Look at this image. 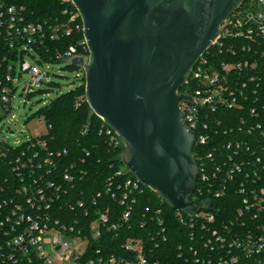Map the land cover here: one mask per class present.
<instances>
[{
    "label": "built area",
    "instance_id": "obj_1",
    "mask_svg": "<svg viewBox=\"0 0 264 264\" xmlns=\"http://www.w3.org/2000/svg\"><path fill=\"white\" fill-rule=\"evenodd\" d=\"M58 1L73 4L72 0ZM73 21L71 16L70 22ZM62 32L70 34L59 24L47 27L45 23L31 22L22 8L10 0H0V122L14 118L12 101L19 71L28 75V84L23 88L27 96L36 93L33 85L45 84L46 63L69 62L74 67L71 60L82 58L83 65L77 68L85 75L84 65L90 59L85 39L77 47L69 46L63 53L58 51L49 60L47 54L43 55L47 52L46 42L57 41ZM239 41L247 45L238 46ZM259 42L264 43V0H250L247 9H236L223 20L217 36L190 68L183 84L189 92H177L189 96L195 104L183 100L179 109L183 125L194 137L192 159L198 169V195L237 200L228 222H224L222 214L215 216L222 208L208 202L202 205L208 211L192 216L189 225L198 231L200 247L190 249L183 264H264V55L252 46ZM33 51L40 60L31 55ZM239 55L244 57L238 59ZM27 56L33 59V64L25 60ZM228 110L245 111L247 117H239L236 125L231 123L230 127L217 117ZM35 118L45 126V133L17 144L19 150L0 139V157L7 160L20 181L25 173L33 174V163L36 169L44 171L43 184L31 192L32 196L21 202L4 200L0 204L1 262L157 264L145 256L141 241L128 240L118 247L119 251L111 250L105 238L117 226L106 213L97 214L89 222L74 218L72 224L54 217L57 209L54 202L59 201L60 208L67 204L62 198L67 193L65 186L73 180V166L59 168L58 160L65 157L66 151H48L43 139L48 127L41 116ZM103 123L100 133L109 146L118 147L122 139ZM7 130L10 131L9 127ZM129 186L127 182L125 189ZM132 186L137 189L136 184ZM26 188L23 186L21 192L25 194ZM126 193L122 194L120 205L127 199ZM188 198L186 201L190 202ZM77 205L82 209L81 202ZM194 210L195 207L177 212ZM129 214L130 207L118 218L120 223H126ZM178 220L185 223L182 216ZM157 222L163 223L160 219ZM205 229L207 233H202ZM206 234L209 236L205 237ZM190 236L196 237L193 232Z\"/></svg>",
    "mask_w": 264,
    "mask_h": 264
},
{
    "label": "water",
    "instance_id": "obj_2",
    "mask_svg": "<svg viewBox=\"0 0 264 264\" xmlns=\"http://www.w3.org/2000/svg\"><path fill=\"white\" fill-rule=\"evenodd\" d=\"M72 1L90 52L89 107L128 147L125 166L139 183L174 211L194 209L186 201L198 177L194 137L179 109L191 98L177 92L220 24L245 0Z\"/></svg>",
    "mask_w": 264,
    "mask_h": 264
},
{
    "label": "trees",
    "instance_id": "obj_3",
    "mask_svg": "<svg viewBox=\"0 0 264 264\" xmlns=\"http://www.w3.org/2000/svg\"><path fill=\"white\" fill-rule=\"evenodd\" d=\"M249 2L250 0L243 1L237 10L247 9ZM10 3L22 8L25 17L31 22L45 23L47 27L59 24L65 30H70L69 36L62 32L57 41L46 42L47 52H43V55L47 54L48 60L58 51L63 53L69 46L77 47L85 39L82 19L76 7L70 2L10 0ZM71 16H74L73 22H70ZM242 44L247 45L245 41H239L238 46ZM252 46L264 55L263 42ZM242 57L244 56L239 55L237 58ZM70 68L79 69L76 66H70ZM82 75L79 78L82 82L79 88L57 97L44 110L33 116H41L48 127L43 137L48 151H66L65 157L58 160L59 168L73 166L71 170L73 180L65 186L67 193L65 198H62L67 204L60 208L59 201H55L53 205L58 210L54 209L59 213L54 210V217H61L67 224H72L74 218L79 217L89 222L97 217V214L106 213L110 222L117 226L116 231L110 232L105 238L111 250L119 251L118 247L124 242L137 240L143 244L145 256L157 264H183L185 258L190 256V249L200 247L198 231L189 225L192 216L200 214L202 210L208 211V208L202 207L208 202L215 208H222V212H215V216L220 217L222 214L224 222H228L237 205V200L236 202L235 199L214 200L199 196L197 190L200 187V181L198 179L196 189L188 198L195 210L177 212L156 192L139 183L125 166L128 160L126 153L129 155L126 144L121 140L118 147H111L103 133H100L103 122L89 107L85 75L84 73ZM178 91L189 92L186 85H182ZM217 117L227 121L229 126L233 127L231 123L236 125L239 117L246 118L247 114L245 111L228 110L217 114ZM15 149L19 150L20 147ZM192 153L194 155L195 148ZM36 168L33 163L31 167L33 174L25 173L22 177L23 181H20V177L11 172L7 160L0 157V204L4 200L21 202L32 196L31 192L36 191L37 187L43 184L41 175L44 171ZM53 179L56 181V176ZM127 182H130L129 189H125ZM133 184L137 185V189L132 188ZM23 186L27 187L25 194L21 192ZM128 190H131L129 195ZM125 192H127V199L123 205H120L122 194ZM78 202L82 203V209L78 207ZM128 207H130L129 218L126 223H120L118 218L122 217ZM85 212H87L86 215ZM179 216L184 218L185 223L179 222ZM157 219L162 220L163 223L159 225ZM207 230L205 229L202 233H207ZM192 232L197 239L190 236ZM208 236L209 234L205 235V237ZM117 253L121 254V252ZM11 263L0 260V264Z\"/></svg>",
    "mask_w": 264,
    "mask_h": 264
},
{
    "label": "rangeland",
    "instance_id": "obj_4",
    "mask_svg": "<svg viewBox=\"0 0 264 264\" xmlns=\"http://www.w3.org/2000/svg\"><path fill=\"white\" fill-rule=\"evenodd\" d=\"M31 55L36 60H40V56L36 52H31ZM25 60L31 64L34 62L29 56L25 57ZM43 67L44 72L48 73L46 82L39 86L33 85L36 93L30 96L23 92V88L28 84V75L18 72L20 76L17 77V88L12 101L14 118L8 122L4 120L0 122V139L4 138L12 147L25 142L28 138L44 134L45 126L38 124L37 119L33 116L44 110L57 97L81 86L82 82L79 76L83 75L79 69H71L69 62L46 63ZM7 127L10 129L9 132ZM128 156L126 153V159Z\"/></svg>",
    "mask_w": 264,
    "mask_h": 264
},
{
    "label": "flooded vegetation",
    "instance_id": "obj_5",
    "mask_svg": "<svg viewBox=\"0 0 264 264\" xmlns=\"http://www.w3.org/2000/svg\"><path fill=\"white\" fill-rule=\"evenodd\" d=\"M241 3H242V2H239V3L237 4V6L234 8L233 11H235L236 9H238L239 6L241 5ZM210 12H211V11L208 9V6H206L205 11H204V15H203V17L205 18V21H204L205 24H207L208 15H209Z\"/></svg>",
    "mask_w": 264,
    "mask_h": 264
}]
</instances>
